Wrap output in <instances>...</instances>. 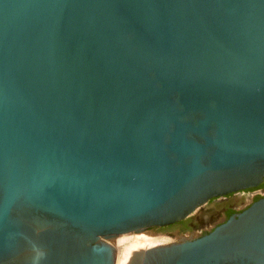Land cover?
<instances>
[{
    "label": "water",
    "instance_id": "obj_1",
    "mask_svg": "<svg viewBox=\"0 0 264 264\" xmlns=\"http://www.w3.org/2000/svg\"><path fill=\"white\" fill-rule=\"evenodd\" d=\"M263 180L264 0H0V264H113ZM126 264H264V197Z\"/></svg>",
    "mask_w": 264,
    "mask_h": 264
},
{
    "label": "bare ground",
    "instance_id": "obj_2",
    "mask_svg": "<svg viewBox=\"0 0 264 264\" xmlns=\"http://www.w3.org/2000/svg\"><path fill=\"white\" fill-rule=\"evenodd\" d=\"M239 201L240 199L235 200L236 203ZM204 206L198 208L194 212L195 215H198L201 218V223H205L206 221L212 218H209L210 211L204 210ZM203 226H207V224H203ZM197 234L198 232L194 233L193 235H180L178 233L162 234L150 231L139 233L130 232L126 234L112 236L108 239H102V241L107 246L115 248V258L113 264H126L132 251L148 250L152 248H157L158 246H165L171 243L181 242L182 240L194 237Z\"/></svg>",
    "mask_w": 264,
    "mask_h": 264
},
{
    "label": "flooded vegetation",
    "instance_id": "obj_3",
    "mask_svg": "<svg viewBox=\"0 0 264 264\" xmlns=\"http://www.w3.org/2000/svg\"><path fill=\"white\" fill-rule=\"evenodd\" d=\"M250 194V199H249V202L247 204H245L243 207L241 208H238V207H232V206H227L226 208H224L221 213L219 214V217L216 221H213L212 222V225H209L208 228L209 229H204L200 232V236H203L205 234H208L210 231H212L215 227L219 226L220 224L224 223L228 218H230L231 216L237 214V213H240L242 212L243 210H245L246 208H248L252 203H254L255 201L259 200L260 198L264 197V180L262 181V183L257 187V188H253V189H248V190H244V191H239L237 193H234V194H230V195H227L225 197H222V198H217V199H212L210 200L207 204H209L208 206H204V210L206 211H210L209 212V215L211 217L213 216H216L217 215V208L218 206L215 204V203H212L214 201H222V200H227L228 198H231L232 196L236 195V194ZM241 196L238 195V196H235L234 197V202L236 199H240L241 200ZM211 203V204H210ZM212 215V216H211ZM197 218L200 220L201 222V218L196 215ZM179 223V222H178ZM177 223L173 224V225H170V226H166V227H161V228H153L151 229L152 231L150 232H153V231H156L158 229H164V228H168V227H171V226H174L176 225ZM198 232L195 231L194 233ZM156 233V232H154ZM180 234V235H193L192 233H186V234H181L179 232H174V233H162V234Z\"/></svg>",
    "mask_w": 264,
    "mask_h": 264
},
{
    "label": "rangeland",
    "instance_id": "obj_4",
    "mask_svg": "<svg viewBox=\"0 0 264 264\" xmlns=\"http://www.w3.org/2000/svg\"><path fill=\"white\" fill-rule=\"evenodd\" d=\"M240 195L242 198L239 202H234V197ZM250 199V194H236L234 196H232L231 198H228L227 200H222V201H214L212 203H215L218 208H217V215L213 216L211 219H209L208 221H206L205 223H201L200 220L197 218V216L195 214H193L191 217L180 221L179 223H177L174 226L168 227V228H164V229H158L154 232L156 233H174V232H179L181 234H186V233H194L195 231L198 230V234L194 237L191 238H187V239H192V238H196L200 235V232L204 229H209L208 225H212L213 221H216L219 217V214L221 213V211L226 208L227 206H232V207H238L241 208L243 207L245 204H247L249 202ZM211 204V203H210ZM209 204H206L205 206H208ZM203 224H207V226H203ZM186 239V240H187Z\"/></svg>",
    "mask_w": 264,
    "mask_h": 264
}]
</instances>
